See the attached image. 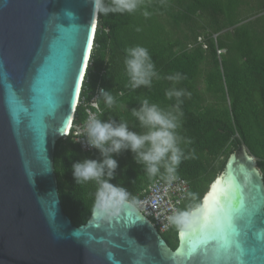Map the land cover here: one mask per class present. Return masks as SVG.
<instances>
[{"label":"water","instance_id":"95a60500","mask_svg":"<svg viewBox=\"0 0 264 264\" xmlns=\"http://www.w3.org/2000/svg\"><path fill=\"white\" fill-rule=\"evenodd\" d=\"M96 22L92 0H0V264H195L196 257L183 258L181 233L201 226L204 212L197 210L215 180L225 193L242 188L246 202L264 197L263 177L244 145L229 154L190 211L195 215L179 227L174 249L128 200L110 215L100 214L96 198L79 226L62 210L53 153L74 118L88 64L82 68L86 38L92 32L93 40ZM129 218L134 223L125 228ZM235 239L241 258L230 249L223 264H264L259 223L242 227Z\"/></svg>","mask_w":264,"mask_h":264},{"label":"trees","instance_id":"16d2710c","mask_svg":"<svg viewBox=\"0 0 264 264\" xmlns=\"http://www.w3.org/2000/svg\"><path fill=\"white\" fill-rule=\"evenodd\" d=\"M251 2L142 0L131 14H97L80 97L87 98L99 86L111 92L115 104L108 109L101 100L100 119L125 121L131 130L144 132L132 116L133 108L148 99L165 111L174 110L176 99H169L166 91L175 87L191 93L181 97L183 115L176 129L184 156L175 175L188 185L179 213H190L199 205L239 145L254 157L264 182V0H253V6ZM244 7H249L253 20L242 14ZM137 45L148 49L160 78L153 79L151 87L133 90L124 60L125 50ZM216 49H223L224 54L218 56ZM176 73L182 76L179 82L166 78ZM84 118V108L78 105L73 122ZM84 158L99 159L100 154L96 149L81 151L71 134L55 144L57 191L62 210L74 226L88 220L100 190L96 181L73 179L71 164ZM114 158L119 166L111 183L125 189L130 201L144 196L156 179L167 180L163 167L156 176H149L130 151ZM170 231L176 240L178 229ZM163 234L174 249L176 243L168 242Z\"/></svg>","mask_w":264,"mask_h":264},{"label":"clouds","instance_id":"9594fccd","mask_svg":"<svg viewBox=\"0 0 264 264\" xmlns=\"http://www.w3.org/2000/svg\"><path fill=\"white\" fill-rule=\"evenodd\" d=\"M141 2L142 0H92V5L94 13L97 14L126 12L131 14L140 7ZM143 14L146 17L149 15L147 11ZM125 52L124 65L129 78L128 86L133 90L142 86L151 87L153 79L160 77L148 49L137 45L127 48ZM166 78L175 83L179 82L182 76L176 73ZM98 94L93 107L96 108V113L102 115L100 101H103L106 108L111 109L115 104V98L104 88L98 89ZM185 95L190 96L191 93L175 87L166 91L169 99H176L174 110L165 111L159 105L150 103L148 99H144L138 108H133L132 116L136 118L141 128L145 129L144 132L131 130L125 121L102 120L96 113L89 115L78 134L84 136L83 143L87 147L99 152L100 158L75 161L71 164V170L75 181H96L100 185L97 193V207L101 210L100 214L115 215L127 200L132 202L127 199L128 193L125 189L111 183L119 166L114 156L122 151L133 153L136 163L143 165L149 176H156L163 167L167 174L165 178L169 182L176 179V170L184 156L179 147L176 129L180 127V117L183 113L179 109L182 103L181 97ZM197 211L204 212V209ZM191 215L195 213L180 212L169 217V220L177 225H184Z\"/></svg>","mask_w":264,"mask_h":264},{"label":"snow or ice","instance_id":"6c2138e0","mask_svg":"<svg viewBox=\"0 0 264 264\" xmlns=\"http://www.w3.org/2000/svg\"><path fill=\"white\" fill-rule=\"evenodd\" d=\"M92 27L95 30V25ZM86 44L88 49L92 48L90 37L86 38ZM83 60L87 61L86 55ZM203 209L201 226L190 234L181 233L182 236L187 237L183 258L191 260L196 257L195 264H201L200 255L209 258V264L210 261L223 264L226 256L230 254V249L235 250L231 254L239 260L242 250L235 238L240 235L242 227L251 229L259 223L264 228V197L254 194L246 202L242 188L237 186L230 194L225 193L221 179L212 183L211 190L203 199ZM133 223L134 220L129 218L124 227L127 228Z\"/></svg>","mask_w":264,"mask_h":264},{"label":"built area","instance_id":"2783aa9c","mask_svg":"<svg viewBox=\"0 0 264 264\" xmlns=\"http://www.w3.org/2000/svg\"><path fill=\"white\" fill-rule=\"evenodd\" d=\"M205 47V46H204ZM83 83V82H82ZM82 87V86H81ZM89 95L87 98L82 96L81 99V89L78 98L77 106L81 105L84 108L85 118L76 124L72 122L69 131L60 139H65L70 134L73 136V140L78 144L79 148L83 152H90L93 148L87 147L84 141V136L79 135L78 132L82 129L84 122L88 119L89 115L96 113V108L93 107V102L98 98V89ZM76 106V107H77ZM99 115V113H96ZM81 142H76V141ZM188 192V185L182 179H174L172 181H160L156 179L152 184L147 187L146 194L136 201L131 203L136 206V208L152 223L155 229L160 233H166L173 228H178L181 225L172 223L169 217L179 213L178 209L182 202L186 198ZM128 199V197H127Z\"/></svg>","mask_w":264,"mask_h":264},{"label":"rangeland","instance_id":"374dc122","mask_svg":"<svg viewBox=\"0 0 264 264\" xmlns=\"http://www.w3.org/2000/svg\"><path fill=\"white\" fill-rule=\"evenodd\" d=\"M250 1H252L251 3H250V5L251 6H253V0H250ZM242 14L243 15H246L247 16V18L249 19V20H253V14L251 13V10L249 9V7H244V9L242 10ZM252 14V15H251ZM263 24H264V22H263ZM232 29L230 28V29H228V31H231ZM215 36H216V34H214V35H212L211 37L212 38H215ZM197 41L199 42V39H197ZM216 54L219 56L220 54H224V50L223 49H216ZM163 237H165V239L168 241V242H170V243H176V240H175V238H174V234H173V232L172 231H167L166 233H164L163 234Z\"/></svg>","mask_w":264,"mask_h":264},{"label":"bare ground","instance_id":"6f19581e","mask_svg":"<svg viewBox=\"0 0 264 264\" xmlns=\"http://www.w3.org/2000/svg\"><path fill=\"white\" fill-rule=\"evenodd\" d=\"M92 31V30H91ZM91 35H92V32H90V38H91ZM88 53H89V49L87 48L86 49V52H85V55L87 56L88 55ZM90 55V54H89ZM89 58V57H88ZM87 61H88V59H87ZM86 61V62H87ZM84 64H85V62H84V60H83V64H82V68H84ZM81 72H82V69H81ZM72 122H73V119H72Z\"/></svg>","mask_w":264,"mask_h":264},{"label":"flooded vegetation","instance_id":"af4514ba","mask_svg":"<svg viewBox=\"0 0 264 264\" xmlns=\"http://www.w3.org/2000/svg\"><path fill=\"white\" fill-rule=\"evenodd\" d=\"M168 245V244H167Z\"/></svg>","mask_w":264,"mask_h":264}]
</instances>
